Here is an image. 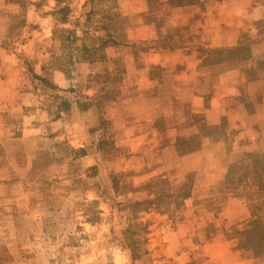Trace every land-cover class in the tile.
I'll return each mask as SVG.
<instances>
[{
  "label": "rangeland",
  "instance_id": "rangeland-1",
  "mask_svg": "<svg viewBox=\"0 0 264 264\" xmlns=\"http://www.w3.org/2000/svg\"><path fill=\"white\" fill-rule=\"evenodd\" d=\"M174 2L0 0V45L20 71L15 103L0 110V264H264L235 231L252 218L240 162L264 143L237 148L226 116L212 124L191 106L188 71L158 60L167 57L159 50L187 45L176 57L201 59L211 82L250 55L205 47L199 17L213 1ZM173 7L192 18L173 23ZM83 41L93 61L64 75L56 67L81 55ZM223 152L237 173L217 175ZM162 180L168 190L189 185L191 195L180 206L161 197L131 211L133 201L156 198L145 184ZM260 200L255 211L264 210ZM129 225L138 251L126 244Z\"/></svg>",
  "mask_w": 264,
  "mask_h": 264
},
{
  "label": "crops",
  "instance_id": "crops-1",
  "mask_svg": "<svg viewBox=\"0 0 264 264\" xmlns=\"http://www.w3.org/2000/svg\"><path fill=\"white\" fill-rule=\"evenodd\" d=\"M208 1H213L214 7L201 12L198 24L201 28L199 32L207 40L203 42L205 47L248 51L251 60H237L233 66L218 69L211 77V82L206 79L205 72H199L201 59L194 60L187 55L183 59L176 57L179 53L175 51L189 49L187 45L165 48L162 52L159 50V55L167 56L164 60L158 59L159 63L162 66L181 64L183 72L188 71L185 83L190 85L193 82V86L189 88L191 94L188 99L191 106L196 110L202 109L212 124H218L226 116L237 128L234 140L237 148L241 145L264 143V0ZM171 13L173 23L179 19L192 18L182 7H173ZM247 33L252 40L244 46L242 40ZM8 53V49L0 45V110H8L11 103H15L9 99L14 98L16 83L13 81H18L20 73ZM206 80L209 83L205 85ZM148 86L139 85V88ZM197 87L202 90H196ZM227 155L228 153L223 152L216 158L219 162L216 167L219 176L230 167L237 173L238 161L234 160L235 162L227 165L231 160L227 159ZM250 260L251 258L241 259L237 264H246Z\"/></svg>",
  "mask_w": 264,
  "mask_h": 264
},
{
  "label": "trees",
  "instance_id": "trees-1",
  "mask_svg": "<svg viewBox=\"0 0 264 264\" xmlns=\"http://www.w3.org/2000/svg\"><path fill=\"white\" fill-rule=\"evenodd\" d=\"M173 1H175L174 4H181L187 2L188 3L194 2L195 0H173ZM65 18L66 17L64 16L63 20H65ZM104 18L105 21H101L103 22L102 26L108 28L107 26L109 23L107 22L112 21L114 19V15L113 13H108L106 16H104ZM68 33L70 35L69 38L67 39L69 41L68 43H74V41L76 42V40L79 39V37L75 36L73 30H69ZM104 42L105 40H103L102 43ZM75 46H77L81 55H77L76 57H72L70 55L68 58L67 67L63 64H60L56 67V69L62 71L66 76H68L69 74V68L72 69L75 63L79 61H93L94 59L91 57V54L89 52L90 47L84 41L79 46L78 45ZM36 76L37 78H41L39 77V75ZM51 86L55 87V85L52 84ZM77 104L81 110L88 108L87 106H82V103L80 101H77ZM75 151H81V154H84L85 152L84 149H78ZM240 171L242 174L248 175L250 177L249 178L250 184L247 185V191H248L247 194L251 196L249 200L251 202L250 206L252 209L251 211L252 218L249 220L245 228L235 231L236 233L242 235L241 237L242 241L240 243L241 246L252 247L258 255H263L264 254V210L255 211L254 207H256L257 203L255 204L252 203L254 202L255 199L264 198V150L252 152L248 157L244 158L240 162ZM164 182L165 180H162V182L160 181L154 184L146 183L145 187L151 189L152 192L154 191L156 193L155 196L157 199L155 198V199L135 200L133 201V204H131L132 206L131 211L137 212L138 209H142V208L145 209L147 208V205L143 207L140 206H142L144 203H148V204L153 203L154 201H157L161 197H167L171 202H174L175 205L180 206L183 204V200L191 195L192 189L189 185L180 187L177 190H168V187H166L165 184L166 182L165 183ZM260 203H262V201ZM262 204L264 205V200ZM133 225L137 226L139 230H143V231L147 230L145 223L138 222V223H133ZM133 225H129L125 229L124 237L127 246L132 248L135 245L138 251L140 248L141 240L133 239L134 234L132 233H134L135 230ZM143 241L144 240H142V243ZM134 254H135V250L133 251V256Z\"/></svg>",
  "mask_w": 264,
  "mask_h": 264
}]
</instances>
